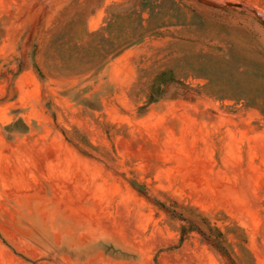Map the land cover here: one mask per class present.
<instances>
[{
    "label": "rangeland",
    "instance_id": "obj_1",
    "mask_svg": "<svg viewBox=\"0 0 264 264\" xmlns=\"http://www.w3.org/2000/svg\"><path fill=\"white\" fill-rule=\"evenodd\" d=\"M0 264H264V0H0Z\"/></svg>",
    "mask_w": 264,
    "mask_h": 264
}]
</instances>
